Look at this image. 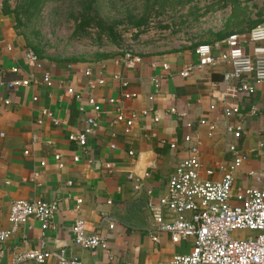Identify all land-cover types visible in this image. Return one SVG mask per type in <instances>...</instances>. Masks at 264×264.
Masks as SVG:
<instances>
[{"label": "crops", "instance_id": "obj_1", "mask_svg": "<svg viewBox=\"0 0 264 264\" xmlns=\"http://www.w3.org/2000/svg\"><path fill=\"white\" fill-rule=\"evenodd\" d=\"M200 1L194 14L195 25L199 22L200 26L199 44L179 48L149 44L136 50L140 61L132 66L118 51L98 54L94 60L51 54L23 29V18L16 17L13 1L0 0V134H4L0 136V230L12 227L10 207L16 200L59 205L47 231L34 219L19 226L4 245L1 264H10L17 251L41 248V241L42 249L64 248L69 258L82 264H165L175 255H189L194 239L174 244L170 234L161 233L158 243L152 241L153 219L148 209L150 202L157 204L167 193L170 176L188 157L192 144L185 137L189 133L201 138L204 181L222 176L232 162L229 148L233 144L247 157L234 173V197L253 185L252 170L264 173V84L257 86L255 94L239 92L240 81L223 80L230 70L225 64L181 75L185 67L198 62V45L209 44L219 52L229 35L245 36L264 24V0H218L207 7V2ZM254 47L247 45L246 52L250 54ZM28 50L51 73L52 86L43 83L44 71L27 64ZM117 75L129 83L128 90L136 98H122L124 89ZM28 78L32 80L29 86L8 88V83ZM102 79L105 83L99 84ZM69 87L75 94L67 93ZM90 99L100 106L99 112ZM109 99L116 102L111 104ZM226 107H239L241 115L226 119ZM45 110L53 113L58 124L43 115ZM144 110L149 112L146 117L141 115ZM120 112L133 119L130 131L123 122H116ZM88 118L97 126L82 147L70 136L82 133ZM202 120L214 126L212 136L209 125H200ZM236 120L244 128L239 140L226 129L228 121ZM172 143L176 149L170 147ZM77 219L84 220L88 235L99 231L106 238L112 258L105 250L91 251L75 244L72 229ZM111 222L113 229H109ZM253 235L245 233V237ZM46 264H58V259Z\"/></svg>", "mask_w": 264, "mask_h": 264}, {"label": "built area", "instance_id": "obj_2", "mask_svg": "<svg viewBox=\"0 0 264 264\" xmlns=\"http://www.w3.org/2000/svg\"><path fill=\"white\" fill-rule=\"evenodd\" d=\"M253 44L255 47L252 52H246V46ZM198 62L195 65L187 66L181 72L183 77H188L198 69L218 66L221 64L228 65L230 70L227 71L223 80L225 82L240 81L238 91L241 93L255 94L257 86L264 84V24H258L252 28L245 36L240 34H231L223 42L219 52L209 44L198 45L195 49ZM131 51L125 54L124 60L134 66L140 59L132 55ZM27 64L36 69L44 71L40 57L32 50L25 54ZM17 72V69H14ZM90 74V72H87ZM32 78V77H31ZM31 78L15 80L8 83L9 89L29 86ZM121 86L123 99H133L137 97L136 93L128 90L129 83L118 75ZM43 83L52 86V76L49 71H44ZM105 80H100L99 84H104ZM154 86L159 88V80H154ZM70 95L75 94L72 87L67 89ZM37 101V98H34ZM116 101L109 99V103ZM10 103L9 100L6 101ZM96 112L100 111L94 99L89 100ZM81 107V111H84ZM173 113L175 109L171 110ZM43 115L52 119L58 124L50 111H43ZM141 115H149L148 110L142 111ZM241 115L239 107H226L223 116L231 120ZM159 118H156L158 121ZM116 122H123L126 130L134 125L132 118L127 119L121 112L117 115ZM87 127L82 133L70 136L71 141H76L80 146L85 147L88 143L89 135L93 134L97 123L93 118L86 121ZM201 126H208L205 120L200 121ZM187 127L191 128L189 123ZM227 131L235 140L241 139L244 128L239 120L234 122L228 121L226 124ZM214 126L209 125V136L213 135ZM0 136H4L3 133ZM186 143H191L189 155L181 161L175 172L168 180L167 193L162 196L158 203L150 202L148 209L153 219V232L150 237L153 242H159V235L167 233L171 236L174 244L181 243L189 239H194L193 251L189 255H175L171 261L165 264H264V173L253 171L249 177L253 185L248 187L242 193L234 197L233 184L234 173L241 168L246 160V156L239 153L236 144L230 146L229 150L233 154L232 162L224 170L222 176L216 180H205L201 177V138L195 133H189L185 137ZM264 146V144H261ZM115 146L112 145V148ZM176 149V143L170 145ZM27 155L28 152L26 151ZM131 157L136 156L134 152H129ZM60 161L59 155L55 156ZM75 162L79 157L74 158ZM45 166V162L41 163ZM63 167V164H60ZM211 170H207V175H212ZM149 174L146 173V177ZM133 180V175H129ZM140 188V182L137 183L136 189ZM79 204L81 201H78ZM9 222L12 227L9 230H0V264L4 254L5 243L14 235L19 226L26 225L34 219L41 225L43 232L50 229L55 214L59 210L57 202H45L41 200L27 201L16 200L11 204ZM114 228V223L109 224V229ZM74 242L76 245L96 251L102 249L108 252L109 246L106 238L100 232H94L88 235L86 232L85 222L83 219H77L73 226ZM254 233L253 236L238 238L235 233ZM41 246L44 242L41 241ZM28 249L17 251L10 264H26L34 262L36 264H46L56 257L58 264H82L77 259H71L67 255L66 249L62 248L57 251L46 249Z\"/></svg>", "mask_w": 264, "mask_h": 264}, {"label": "rangeland", "instance_id": "obj_3", "mask_svg": "<svg viewBox=\"0 0 264 264\" xmlns=\"http://www.w3.org/2000/svg\"><path fill=\"white\" fill-rule=\"evenodd\" d=\"M177 1L101 0L97 22L103 23L106 29L117 25L115 33L119 44L113 43L97 24L88 28L86 33H81L83 37L75 35L77 18L82 13L81 7L77 5L79 0H50L45 3L40 14L33 8H27L25 2L19 5L13 0L12 3L15 9H26L21 10L23 29L34 38L37 46L61 57L94 60L98 54L106 55L117 51L123 53L125 58L127 52L131 51L134 55L136 50L149 44L158 43L159 47L169 48L199 44L200 26L199 22L195 25L194 14L201 1L197 0L188 6L178 5ZM203 1L208 3L205 4L207 7L218 0ZM226 1L228 0H224ZM144 14H147V24L144 27L138 29L130 23ZM235 235L238 238L245 237L243 232H236Z\"/></svg>", "mask_w": 264, "mask_h": 264}, {"label": "trees", "instance_id": "obj_4", "mask_svg": "<svg viewBox=\"0 0 264 264\" xmlns=\"http://www.w3.org/2000/svg\"><path fill=\"white\" fill-rule=\"evenodd\" d=\"M13 0H5L6 4ZM21 5L22 2L27 3V8H33L34 11L38 14H40V11L44 7L45 3H47L50 0H14ZM197 0H178L176 4L178 5H191ZM101 0H79L77 5L81 7V14L80 17L77 18V27L75 30V35H81V33H86L87 29L90 28L93 24H97L99 28H101L102 32H106L108 34L109 39L112 40L113 43L119 44L117 42V34L115 33V28L117 25H113L106 29L103 26V23L97 22V17L99 16L98 8L100 7ZM24 7V6H21ZM26 8V7H25ZM25 10L26 9H21ZM21 10L20 7L15 9L14 12L16 13V17L18 19L22 18L21 16ZM147 14H144L143 17L132 20L130 23L140 29L144 27L147 24ZM122 23V22H120ZM82 36V35H81ZM83 37V36H82ZM40 49H37V53H39Z\"/></svg>", "mask_w": 264, "mask_h": 264}]
</instances>
